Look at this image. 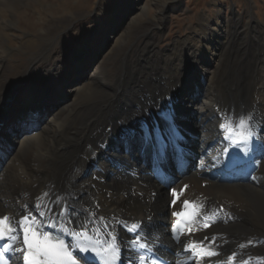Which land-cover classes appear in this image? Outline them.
<instances>
[{"label": "bare ground", "instance_id": "6f19581e", "mask_svg": "<svg viewBox=\"0 0 264 264\" xmlns=\"http://www.w3.org/2000/svg\"><path fill=\"white\" fill-rule=\"evenodd\" d=\"M18 1L0 0V24L12 22L5 14ZM214 21L209 14L201 17L190 36L165 49L144 45L114 80L101 71L92 88L82 85L80 106L57 123L48 148H39L30 165L21 154L26 158L33 142L41 145L39 113L59 106L47 101L57 92L65 97L61 85L69 80L68 71L57 66L36 82L33 66L9 99L0 95V216L19 221L30 215L44 223L53 218L77 231L85 224L99 229L103 244L113 233L125 264H135L133 224L156 238L152 252L172 249L165 253L170 264H193L183 252L186 241H202L218 253L198 264H264V56L259 52L264 23L255 31L240 26L218 48L213 36L226 30L218 22L219 29L213 28ZM54 43L32 62L47 58ZM250 44L258 54L254 59L247 56ZM244 115L251 118L253 135L244 150L251 160L229 172L225 167L235 147L220 125ZM21 130L29 133L27 141L15 139ZM187 163L191 169L183 174ZM185 199L202 204L212 225L194 220L187 225L198 230L176 242L170 226L178 219L172 213L181 211ZM65 205L69 212L58 216ZM234 253L235 263L229 259ZM21 256L16 253L9 264H21Z\"/></svg>", "mask_w": 264, "mask_h": 264}, {"label": "rangeland", "instance_id": "374dc122", "mask_svg": "<svg viewBox=\"0 0 264 264\" xmlns=\"http://www.w3.org/2000/svg\"><path fill=\"white\" fill-rule=\"evenodd\" d=\"M12 11L5 14L12 22L0 24V95L9 99L33 66L36 82L46 77L48 70L56 72L57 66L66 68L69 76L68 82L61 85L65 97L57 92L47 101L60 107L39 113L41 145L33 142L28 156L21 154L29 165L39 148H48L57 123L80 106L81 86L92 88L101 71L114 80L125 62L135 60L144 45L165 49L176 38L190 36L207 14L215 20L213 28L219 29L218 22L226 30L213 36L218 48L240 26L255 31L264 23V0H19ZM51 40L55 45L50 55L32 62ZM250 47L247 56L254 59L258 54ZM259 52L264 56V46ZM14 98L7 100V107ZM28 137L29 133L25 135L21 130L15 139L27 141ZM191 166L187 163L181 173Z\"/></svg>", "mask_w": 264, "mask_h": 264}, {"label": "snow or ice", "instance_id": "6c2138e0", "mask_svg": "<svg viewBox=\"0 0 264 264\" xmlns=\"http://www.w3.org/2000/svg\"><path fill=\"white\" fill-rule=\"evenodd\" d=\"M250 117L247 115L238 117L235 121H226L221 123L220 128L222 132L225 133V139L229 140L234 147L247 150L249 141L252 139L253 133L250 128ZM134 132V130H131ZM239 137V139H234V137ZM151 137V132L146 134V138ZM243 145V148H241ZM255 179V177H253ZM187 188V185L184 186ZM173 195L175 196V190L173 189ZM183 191V189L181 190ZM45 197L48 193L43 194ZM178 199V197H176ZM182 209L180 212H173V216L184 217L186 220H195L197 223L204 221L203 226L205 228L211 225L207 223L210 219L209 214L203 210V205L198 204L195 201L190 202L185 199L182 202ZM175 204V199L172 201ZM39 209L40 205H36ZM192 208L196 210V216L193 217L191 213L185 212L184 209ZM220 211H223L221 207ZM66 212H69V208L61 206L57 215L63 216ZM44 215V213H41ZM198 218V219H197ZM98 219L103 220V217ZM215 222V221H213ZM225 223L227 221H224ZM107 228V225H104ZM181 228V234H177V229ZM19 229V231H18ZM48 229H45V224L43 222H38L34 217L30 215H24L16 221L7 215L0 217V264H9V260L16 253L22 255V264H78L76 256L73 255L75 250L77 256L79 253H85L86 255L79 256V259L83 260L85 264H116L119 260L120 245L117 243V237L113 233H108V239L105 241L107 245L103 251L98 249L96 246L89 247L87 244L80 243H67L64 239V235H71L79 240L81 237H85L91 240L92 236L90 233H95L99 235V229H89L87 225H80V230L77 231L75 228L66 229L60 226L57 221H50L48 223ZM51 229H57L53 231ZM130 231H133V239L130 245V251L133 252V259L135 264H170L169 261L163 259L159 253V249L156 252H152L149 247L150 244L154 243L155 237L149 239L150 233L145 231V227L139 224H133ZM198 230L194 227H189L187 224L180 220L174 221L170 226V233L172 238L176 242H180L181 235L185 233H191ZM144 232L145 235L142 237L141 233ZM63 234V235H62ZM207 239V237H205ZM22 241V246L16 247L17 241ZM211 243H215V240ZM251 243V241H249ZM241 248L244 245L240 246ZM109 250H111L109 252ZM184 251L189 252L195 260L193 264H198L199 259L205 256H216L217 252L210 250L207 246L203 244L202 241H191L184 244ZM104 252H108V256L105 258ZM235 253L229 259L234 260ZM175 264V262H171ZM242 264H247L246 261Z\"/></svg>", "mask_w": 264, "mask_h": 264}]
</instances>
